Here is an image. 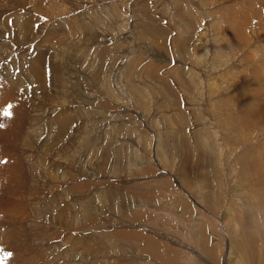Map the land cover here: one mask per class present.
<instances>
[{
	"label": "rangeland",
	"instance_id": "obj_1",
	"mask_svg": "<svg viewBox=\"0 0 264 264\" xmlns=\"http://www.w3.org/2000/svg\"><path fill=\"white\" fill-rule=\"evenodd\" d=\"M0 124L5 264H264V0H0Z\"/></svg>",
	"mask_w": 264,
	"mask_h": 264
},
{
	"label": "snow or ice",
	"instance_id": "obj_2",
	"mask_svg": "<svg viewBox=\"0 0 264 264\" xmlns=\"http://www.w3.org/2000/svg\"><path fill=\"white\" fill-rule=\"evenodd\" d=\"M12 107V105H9L8 108H5L4 111V115L6 116H10L11 112L9 111V109ZM4 127L3 124H0V128ZM2 162V161H0ZM12 255V253L10 252H4L3 250H0V264H5V261L8 260V258Z\"/></svg>",
	"mask_w": 264,
	"mask_h": 264
},
{
	"label": "bare ground",
	"instance_id": "obj_3",
	"mask_svg": "<svg viewBox=\"0 0 264 264\" xmlns=\"http://www.w3.org/2000/svg\"><path fill=\"white\" fill-rule=\"evenodd\" d=\"M132 62V61H131ZM241 114V113H240ZM230 122V121H229ZM244 125V124H243ZM91 140V139H90Z\"/></svg>",
	"mask_w": 264,
	"mask_h": 264
}]
</instances>
